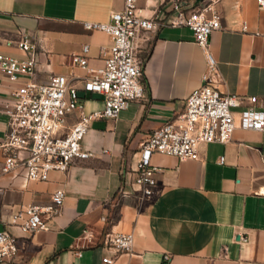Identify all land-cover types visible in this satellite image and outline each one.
<instances>
[{
  "label": "crops",
  "instance_id": "obj_1",
  "mask_svg": "<svg viewBox=\"0 0 264 264\" xmlns=\"http://www.w3.org/2000/svg\"><path fill=\"white\" fill-rule=\"evenodd\" d=\"M214 6L222 29L210 35L208 50L220 74L217 86L225 94L257 97L264 110V9L257 0H216ZM137 7L151 18L169 12L171 2L138 0ZM123 8L124 0H0V54L26 60L17 42L28 39L36 46L38 83L64 75L81 86L88 71L73 57L88 45V66L100 69L102 49L111 44L106 33L87 31L84 23H107ZM137 44L146 58V98L116 121H93L84 146L94 157L68 172L29 182L21 170L4 173L7 119L0 113V231L20 241L10 264H102L107 232L134 235L132 254L116 264H264V131L236 129L226 145L202 144L197 160L154 154L155 197L141 200L133 192L141 144L183 112L208 69L207 53L188 28L162 27ZM27 81H10L0 71V99L9 100ZM79 94L86 113L103 110L102 96ZM59 189L63 207L44 230L27 234L13 224L25 208L49 205Z\"/></svg>",
  "mask_w": 264,
  "mask_h": 264
},
{
  "label": "built area",
  "instance_id": "obj_2",
  "mask_svg": "<svg viewBox=\"0 0 264 264\" xmlns=\"http://www.w3.org/2000/svg\"><path fill=\"white\" fill-rule=\"evenodd\" d=\"M170 2L169 12L148 18L139 14L138 0H124V8L113 11L109 22H85L87 31L106 33L111 44L102 49L104 65L100 69L89 68L88 45L81 55L73 57V63L88 71L79 80L81 86L64 75H51L47 83H38L36 46L28 39L17 42L18 48L28 55L26 60L0 54V71L10 81L28 79L9 100L0 99V113L7 119V133L1 145L5 153L4 173L21 170L27 182L48 181L52 172H68L93 158L94 154L84 146L92 122L116 121L131 103L146 98V58L139 55L137 41L162 27L190 29L195 42L207 53L208 69L200 87L186 99L183 112L168 119L141 144L133 192L141 200L155 197L159 169L151 164L154 154L197 160L202 144L226 145L236 129L264 131V110L258 107L257 97L225 94L217 86L220 74L208 50L210 35L222 29L221 16L214 6L216 0ZM257 3L264 9V0ZM80 91L102 96L103 110L86 113ZM75 114L76 122L71 124L69 118ZM220 163H224V158ZM64 199L65 191L59 189L49 205L25 208L14 217L13 224L27 234L44 230L47 220L61 212ZM84 238L92 242L93 235L86 232ZM134 241L133 233L107 232L103 246L109 254L102 258V264H116L122 255L132 254ZM19 242L9 230L0 231V264L16 262Z\"/></svg>",
  "mask_w": 264,
  "mask_h": 264
}]
</instances>
